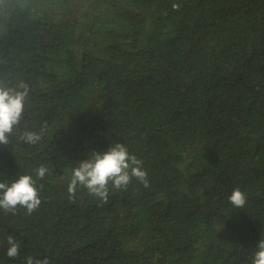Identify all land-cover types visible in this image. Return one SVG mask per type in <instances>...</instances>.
I'll list each match as a JSON object with an SVG mask.
<instances>
[{
	"label": "trees",
	"instance_id": "1",
	"mask_svg": "<svg viewBox=\"0 0 264 264\" xmlns=\"http://www.w3.org/2000/svg\"><path fill=\"white\" fill-rule=\"evenodd\" d=\"M0 79L30 89L0 145V182L32 175L41 199L31 215L0 210V264H252L264 239V0H0ZM25 131L42 138L27 145ZM115 143L143 161L149 187L110 186L107 203L80 188L71 201L72 169ZM236 188L243 209L229 203Z\"/></svg>",
	"mask_w": 264,
	"mask_h": 264
},
{
	"label": "clouds",
	"instance_id": "2",
	"mask_svg": "<svg viewBox=\"0 0 264 264\" xmlns=\"http://www.w3.org/2000/svg\"><path fill=\"white\" fill-rule=\"evenodd\" d=\"M172 7L178 11L180 5L173 4ZM29 91L26 82L20 81L13 87L4 79H0V145L10 144V137L23 120ZM41 138L42 131L41 133L25 131L20 137L27 145H36ZM142 165L143 161L130 154L122 143H115L102 153L92 152L72 169L71 181L67 187L69 199L75 201L78 189L84 188L90 195L107 203L110 186L123 191L133 179L148 188L147 172ZM50 172L49 167L41 165L36 169L35 176L43 180ZM228 199L233 208L243 209L247 203L246 194L239 188L234 189ZM40 205V192L32 175H21L11 183L0 182V210L5 213L15 215L19 209H24L27 215H31ZM6 243L10 246L7 248L6 256L11 259L18 257L19 241L9 235ZM25 264H50V261L46 256L43 259L26 256ZM252 264H264V239L257 243Z\"/></svg>",
	"mask_w": 264,
	"mask_h": 264
}]
</instances>
